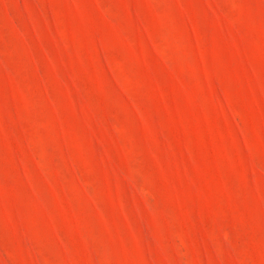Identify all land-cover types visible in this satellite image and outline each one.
Here are the masks:
<instances>
[{"label":"rangeland","instance_id":"1","mask_svg":"<svg viewBox=\"0 0 264 264\" xmlns=\"http://www.w3.org/2000/svg\"><path fill=\"white\" fill-rule=\"evenodd\" d=\"M0 264H264V0H0Z\"/></svg>","mask_w":264,"mask_h":264}]
</instances>
